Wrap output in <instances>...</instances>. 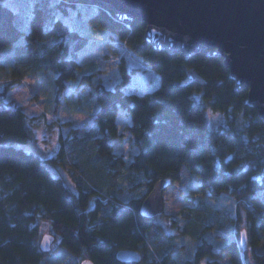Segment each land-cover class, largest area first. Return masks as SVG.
I'll list each match as a JSON object with an SVG mask.
<instances>
[{"label":"trees","instance_id":"obj_1","mask_svg":"<svg viewBox=\"0 0 264 264\" xmlns=\"http://www.w3.org/2000/svg\"><path fill=\"white\" fill-rule=\"evenodd\" d=\"M22 1L16 10L0 0V72L10 76L0 77V264H44L40 221L51 225L62 249L95 264H219L223 256L247 264L241 241L229 237L217 248L207 239L224 237L212 228L223 222L207 213L209 201L223 194L236 203V222L248 226L253 264H264V121L247 103L248 90L236 89L223 57L208 49L189 57L156 50L144 40V22L119 21L95 4ZM77 9L125 39L160 76V85L142 94L127 92L131 71L124 63L122 79L112 88L95 82V73L86 74L78 88H90L89 101L97 105L94 124L83 136L66 137L53 158H43L19 146L34 137L33 124L41 116L30 118L6 96L23 78L44 73L52 76L55 107L60 105L88 41L66 20ZM74 96L79 101L81 93ZM121 109L131 118L127 130L138 146L130 160L114 151ZM208 109L224 114L225 125L211 127ZM48 163L64 167L75 189ZM186 169L197 176L195 192L204 198L181 231L189 242L179 243L177 226L171 231L158 216H143L140 207L156 181H179ZM121 249L138 250L141 260L120 261Z\"/></svg>","mask_w":264,"mask_h":264},{"label":"rangeland","instance_id":"obj_2","mask_svg":"<svg viewBox=\"0 0 264 264\" xmlns=\"http://www.w3.org/2000/svg\"><path fill=\"white\" fill-rule=\"evenodd\" d=\"M2 1L16 10H21L25 4L22 0ZM81 11L79 12L77 9L76 13H72V16L66 18V20L68 19L67 22L70 25L77 27L85 34L88 41L79 52L80 68L77 78L68 81L60 105L55 107V87L52 84V76L44 73L23 78L8 91L6 96L7 101H14L23 106L30 118L41 116L37 124H33L34 137L26 143L19 144V146L35 152L43 158H47L50 154L53 158L54 155L59 153L62 142L66 137L74 133L83 136L94 124L97 105L89 101L90 88H78L79 81L82 82L86 74L95 73L93 77L95 82L99 81L112 88L122 79L119 65L124 63L131 71V80L126 87L127 92L142 94L152 91L160 85V76L143 63L141 57L133 52L125 39L115 32L104 29L99 24L91 23L88 19V13ZM88 11H91V9ZM3 72H0L2 80L10 78L9 75L5 76ZM75 92L81 93L79 101L74 96ZM207 117L208 123L215 129L225 125V115L221 112L208 109ZM117 122L120 136L113 140L114 151L116 154L130 160L138 151V146L127 130V126L131 124V118L125 110L121 109ZM48 167L54 175L61 176L70 187L75 189L70 173L64 167L55 166L52 163H48ZM198 184L197 176L189 173V170L186 169L182 178L173 182L164 192V213L158 215L156 219L167 224L168 229L171 231H175L171 229L173 225L178 227V235L175 240L179 243L189 242V239L182 235L181 231L188 220L192 218L195 206L204 198L201 193L195 192ZM187 196L194 197V202L190 203ZM209 202L210 207L207 213L211 216L210 218L213 221L223 222L222 226L212 228H214L216 234L219 233L224 237H228L209 235L207 239L212 240L216 247L220 248L229 237L236 238L240 243L242 231L246 230L245 243L243 244L244 256L247 264H253L249 244L250 231L244 222H236V203L234 199L227 194H223L217 199H211ZM182 214H185L186 217ZM232 217L234 219H231ZM170 218L177 219V222L173 223ZM39 227L40 243L44 235L52 236L54 234L51 225L46 221H40ZM46 253L44 264H80L83 260L62 249L57 237L51 239V244ZM206 261V259H203L201 264H206ZM219 264L232 263L228 256H223L219 259Z\"/></svg>","mask_w":264,"mask_h":264},{"label":"water","instance_id":"obj_3","mask_svg":"<svg viewBox=\"0 0 264 264\" xmlns=\"http://www.w3.org/2000/svg\"><path fill=\"white\" fill-rule=\"evenodd\" d=\"M95 4L112 12L122 22L136 19L146 24L144 40L156 50L191 56L203 49L223 57L236 89L248 90L247 103L264 121V0H69ZM48 158H52L50 154ZM171 177L156 181L144 198L140 212L145 217L164 213V192ZM242 231L241 244L245 243ZM52 237L44 235L46 251ZM123 262L141 260L135 249H121ZM80 264H95L86 258Z\"/></svg>","mask_w":264,"mask_h":264}]
</instances>
